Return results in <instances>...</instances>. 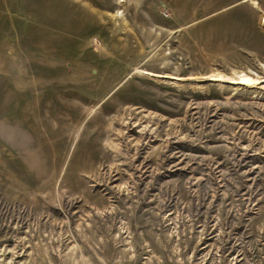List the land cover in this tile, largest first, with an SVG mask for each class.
Wrapping results in <instances>:
<instances>
[{
	"label": "rangeland",
	"instance_id": "obj_1",
	"mask_svg": "<svg viewBox=\"0 0 264 264\" xmlns=\"http://www.w3.org/2000/svg\"><path fill=\"white\" fill-rule=\"evenodd\" d=\"M0 264H264V0H0Z\"/></svg>",
	"mask_w": 264,
	"mask_h": 264
},
{
	"label": "bare ground",
	"instance_id": "obj_2",
	"mask_svg": "<svg viewBox=\"0 0 264 264\" xmlns=\"http://www.w3.org/2000/svg\"><path fill=\"white\" fill-rule=\"evenodd\" d=\"M252 4L253 5H256L255 1H252ZM216 78V76H214ZM218 79H221L220 77H217V80ZM231 80V79H230ZM239 82L240 83H243V84H248L250 82H252L253 80L251 78H249L248 76L246 75H241L239 78H238ZM232 81V80H231Z\"/></svg>",
	"mask_w": 264,
	"mask_h": 264
}]
</instances>
